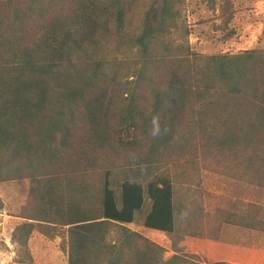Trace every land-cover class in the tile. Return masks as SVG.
Returning a JSON list of instances; mask_svg holds the SVG:
<instances>
[{
    "label": "trees",
    "instance_id": "16d2710c",
    "mask_svg": "<svg viewBox=\"0 0 264 264\" xmlns=\"http://www.w3.org/2000/svg\"><path fill=\"white\" fill-rule=\"evenodd\" d=\"M35 1L0 0V182L30 184L17 241L26 244L35 230L60 236L66 264H203L178 250L162 260L159 245L128 227L147 203L145 229L186 231L178 222L189 216L169 172L144 184L124 180L116 190L107 168L100 179L87 169L103 143L84 127L107 95L126 131L184 130L231 159L257 195L235 221L264 233V48L194 52L182 0H71L66 16L80 30L64 32L56 45L53 29L65 26V15L45 17ZM76 173L84 177L73 188ZM97 185L98 200L89 195ZM110 224L121 229L114 240Z\"/></svg>",
    "mask_w": 264,
    "mask_h": 264
},
{
    "label": "rangeland",
    "instance_id": "374dc122",
    "mask_svg": "<svg viewBox=\"0 0 264 264\" xmlns=\"http://www.w3.org/2000/svg\"><path fill=\"white\" fill-rule=\"evenodd\" d=\"M37 3L45 17L65 15V26L61 23L53 29L56 45L64 32L73 34L80 30L77 19L66 16L71 0H36L34 7ZM180 11L189 32L188 44L198 54H234L264 48V0H182ZM46 26L44 22L42 30ZM175 38L178 39L177 34ZM118 80L124 84L126 79L119 77ZM99 104L107 108V113L101 106L91 107L84 130L100 136L98 146L103 143V147L98 148L99 154L95 155L92 167L87 169L100 179L101 171L107 168L111 185L116 190L124 180L144 184L167 171L175 187L176 199L189 216V222H178L179 228L186 224V231H178L180 235L145 229L142 211L145 212L148 205L144 203L128 226L131 230L159 245L163 249L162 260H167L178 250L197 256L203 264L218 261L264 264V233L240 226L235 221L234 215L245 214L248 205L257 200V195L245 179L237 177L231 170V159H224L220 151L213 153L216 146L206 145L207 141L199 134L190 138L184 130L170 132L166 129L159 135L149 132L147 136H140L131 129L126 131L119 125L117 103H109L107 95ZM92 176L96 177L95 174ZM71 177L74 188L84 174L76 173ZM63 181L60 180L61 187ZM29 187L28 179L0 182V264H66L67 250L60 245V236L48 238L35 230L28 236L26 244L17 241V235L13 236L22 220L16 215L27 204ZM89 195L98 200V185ZM107 230L109 240L118 238L121 232L119 226L112 224Z\"/></svg>",
    "mask_w": 264,
    "mask_h": 264
}]
</instances>
